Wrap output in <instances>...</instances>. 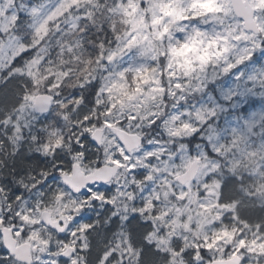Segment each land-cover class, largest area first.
Listing matches in <instances>:
<instances>
[{
    "label": "snow or ice",
    "instance_id": "snow-or-ice-1",
    "mask_svg": "<svg viewBox=\"0 0 264 264\" xmlns=\"http://www.w3.org/2000/svg\"><path fill=\"white\" fill-rule=\"evenodd\" d=\"M0 264H264V0H0Z\"/></svg>",
    "mask_w": 264,
    "mask_h": 264
}]
</instances>
